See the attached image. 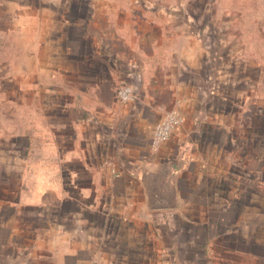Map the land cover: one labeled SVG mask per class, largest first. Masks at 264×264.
Wrapping results in <instances>:
<instances>
[{
  "label": "crops",
  "instance_id": "1",
  "mask_svg": "<svg viewBox=\"0 0 264 264\" xmlns=\"http://www.w3.org/2000/svg\"><path fill=\"white\" fill-rule=\"evenodd\" d=\"M91 2L0 0V264H264L254 67Z\"/></svg>",
  "mask_w": 264,
  "mask_h": 264
},
{
  "label": "rangeland",
  "instance_id": "2",
  "mask_svg": "<svg viewBox=\"0 0 264 264\" xmlns=\"http://www.w3.org/2000/svg\"><path fill=\"white\" fill-rule=\"evenodd\" d=\"M90 1L101 22L112 17L113 28L128 20V28L136 32L141 24L151 41L147 48L179 50L186 43L182 34L188 32H206L211 35L206 42L214 45L217 35V45L224 53L254 67L250 77L257 82L258 103L264 105V0Z\"/></svg>",
  "mask_w": 264,
  "mask_h": 264
},
{
  "label": "built area",
  "instance_id": "3",
  "mask_svg": "<svg viewBox=\"0 0 264 264\" xmlns=\"http://www.w3.org/2000/svg\"><path fill=\"white\" fill-rule=\"evenodd\" d=\"M116 96L121 102H128L133 97V87L128 84H121L116 90ZM183 116L176 113H168L156 126L154 141L159 144L168 140L176 127L183 121Z\"/></svg>",
  "mask_w": 264,
  "mask_h": 264
}]
</instances>
